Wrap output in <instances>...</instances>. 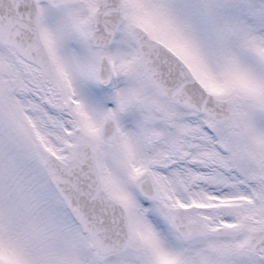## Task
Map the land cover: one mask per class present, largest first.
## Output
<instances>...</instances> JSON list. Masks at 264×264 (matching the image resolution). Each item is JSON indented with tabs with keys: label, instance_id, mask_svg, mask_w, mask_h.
<instances>
[{
	"label": "snow or ice",
	"instance_id": "1",
	"mask_svg": "<svg viewBox=\"0 0 264 264\" xmlns=\"http://www.w3.org/2000/svg\"><path fill=\"white\" fill-rule=\"evenodd\" d=\"M0 264H264V0H0Z\"/></svg>",
	"mask_w": 264,
	"mask_h": 264
}]
</instances>
